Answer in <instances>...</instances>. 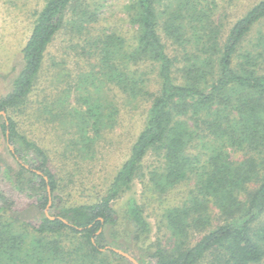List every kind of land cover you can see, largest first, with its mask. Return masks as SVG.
<instances>
[{
  "label": "trees",
  "instance_id": "16d2710c",
  "mask_svg": "<svg viewBox=\"0 0 264 264\" xmlns=\"http://www.w3.org/2000/svg\"><path fill=\"white\" fill-rule=\"evenodd\" d=\"M174 1L129 0L135 26L131 42L113 29L91 41L86 38V45L78 42L77 56L90 55L95 63L75 87L79 94L74 108L62 106L52 119L72 124L77 140L90 145V129L113 115L105 112L110 102L102 99L103 93L118 88L129 100L145 99L148 107L128 157L95 201L61 206L47 215L50 197L48 210L55 205L59 180L43 148L25 136L13 114L27 110L45 52L63 28L68 10L77 16L71 24L78 33L97 15L83 0H45L21 49L22 66L10 90L0 96V133L7 148L13 146L8 151L15 162L14 168L0 162V181L33 198L31 205L41 216L17 228L23 210L15 209L0 184V264H84L86 258L98 264L95 260L106 254L133 264L112 248L139 264L263 262L264 220H258L264 214V31L254 48L243 44L264 20V0L224 35L193 0ZM164 37L171 41V52ZM231 150L242 154L234 159ZM148 156L154 163L144 169ZM27 158L37 163L29 164ZM191 176L189 197L162 213L168 247L159 238L152 240L144 208L134 198L127 200L124 214L133 243L108 240L105 228L118 223L113 202L135 180L148 182L162 195ZM211 208L220 215L216 225ZM192 231L203 234L191 240ZM68 234L82 246L67 253L63 238ZM84 247V255L76 253Z\"/></svg>",
  "mask_w": 264,
  "mask_h": 264
},
{
  "label": "rangeland",
  "instance_id": "374dc122",
  "mask_svg": "<svg viewBox=\"0 0 264 264\" xmlns=\"http://www.w3.org/2000/svg\"><path fill=\"white\" fill-rule=\"evenodd\" d=\"M258 1L260 0H193V3L198 10L205 9L211 14L210 20L220 26L224 35L230 25ZM44 2L45 0H0V96L10 90L12 79L22 66L21 49ZM83 2L89 10L96 13V19L90 18L85 24L86 28L82 33H78L75 25L71 24V20H76L77 16L73 15L71 9L68 10L63 28L54 36L45 52L27 110L13 114L25 136L43 148L48 156L49 166L59 180L55 205L48 210L51 215L56 214L61 206L93 202L95 197L106 189L116 171L128 157L133 141L143 128L148 107L145 99L129 100L118 88L103 93L102 99L110 102V105L106 104L108 111L105 112H111L113 115L90 129L89 134L93 137L91 146L87 142L77 140L78 135H75L72 124H62L57 122L58 119H52L53 114L60 111L62 106L74 108L79 94L75 87L78 82L81 83L84 75L88 74L91 64L95 63V58L90 55L77 56L78 42L83 41L85 44L86 38L91 41L95 35H98L97 33L103 34L110 29L131 42L135 32V26L131 24L130 10L127 7L129 0H83ZM164 2V5L175 4L174 0H164ZM163 8L164 6L160 9ZM260 31H264V20L255 25L248 34L243 44L245 49L254 48ZM163 40L171 52L173 50L171 41H167L165 37ZM86 48L88 50L89 46ZM152 83L151 88H154L155 84ZM8 148L14 151L13 146ZM8 148L0 133V162L14 168L15 162ZM230 152L234 159L242 154L239 151ZM27 160L29 164L37 163L34 158L33 161L30 158ZM143 163L144 169H147L154 163V158L148 156ZM193 181L191 176L190 180L178 184L162 195H157L148 182L135 180L131 188L113 202L118 223L105 228L108 240L127 246L133 243L131 234L124 224V214L127 200L134 198L144 208V214L151 227L152 240L159 238L168 247L166 244L168 231L162 213L168 207L180 204L189 197ZM0 184L6 194L14 200L15 209L23 210L22 217L15 226L23 228L24 221L37 222L41 214L31 205L33 198L15 191L5 179H1ZM210 212L213 216V225L218 224L220 215L214 208H211ZM263 220L264 214L258 221ZM201 234L202 231H192L190 239L196 240ZM63 239L67 253L82 246L79 239L71 234ZM85 249L84 247L81 252L76 253L84 255L87 252ZM74 256L75 254L72 253L71 258ZM87 260V258L84 260V264H90ZM95 261L98 264L101 262L124 264L113 259L109 254ZM67 264H77V262L72 261ZM261 264H264V260Z\"/></svg>",
  "mask_w": 264,
  "mask_h": 264
},
{
  "label": "water",
  "instance_id": "95a60500",
  "mask_svg": "<svg viewBox=\"0 0 264 264\" xmlns=\"http://www.w3.org/2000/svg\"><path fill=\"white\" fill-rule=\"evenodd\" d=\"M2 114H4L3 112H1ZM48 191H49V188H48ZM51 204V197L49 198V202L47 204V207L45 209V212L46 214L48 215V208ZM114 251H116L117 253L121 254L122 256H124L125 258H127L129 261H131L133 264H139L138 261L131 255H129L128 253L122 251V250H119L117 248H112Z\"/></svg>",
  "mask_w": 264,
  "mask_h": 264
}]
</instances>
